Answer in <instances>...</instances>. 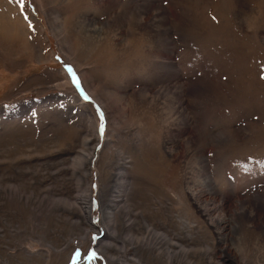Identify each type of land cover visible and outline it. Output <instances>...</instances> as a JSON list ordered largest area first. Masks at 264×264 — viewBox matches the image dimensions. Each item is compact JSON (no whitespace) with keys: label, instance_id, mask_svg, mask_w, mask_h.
Segmentation results:
<instances>
[{"label":"rangeland","instance_id":"374dc122","mask_svg":"<svg viewBox=\"0 0 264 264\" xmlns=\"http://www.w3.org/2000/svg\"><path fill=\"white\" fill-rule=\"evenodd\" d=\"M0 264H264V0H0Z\"/></svg>","mask_w":264,"mask_h":264},{"label":"bare ground","instance_id":"6f19581e","mask_svg":"<svg viewBox=\"0 0 264 264\" xmlns=\"http://www.w3.org/2000/svg\"><path fill=\"white\" fill-rule=\"evenodd\" d=\"M78 159H81V158H78ZM91 228H94V227L91 225Z\"/></svg>","mask_w":264,"mask_h":264},{"label":"snow or ice","instance_id":"6c2138e0","mask_svg":"<svg viewBox=\"0 0 264 264\" xmlns=\"http://www.w3.org/2000/svg\"><path fill=\"white\" fill-rule=\"evenodd\" d=\"M77 83H79V81L77 80ZM102 115V114H101Z\"/></svg>","mask_w":264,"mask_h":264}]
</instances>
